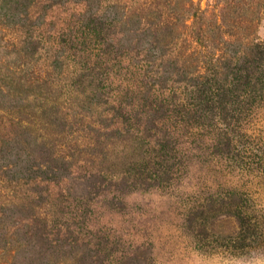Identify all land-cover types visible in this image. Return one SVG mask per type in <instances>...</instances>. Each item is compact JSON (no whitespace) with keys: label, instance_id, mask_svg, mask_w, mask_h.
I'll return each mask as SVG.
<instances>
[{"label":"rangeland","instance_id":"obj_1","mask_svg":"<svg viewBox=\"0 0 264 264\" xmlns=\"http://www.w3.org/2000/svg\"><path fill=\"white\" fill-rule=\"evenodd\" d=\"M263 36L264 0H0V264H264V163L186 150L169 171L161 112L143 114L149 87L222 80ZM251 128L264 140V110Z\"/></svg>","mask_w":264,"mask_h":264},{"label":"trees","instance_id":"obj_2","mask_svg":"<svg viewBox=\"0 0 264 264\" xmlns=\"http://www.w3.org/2000/svg\"><path fill=\"white\" fill-rule=\"evenodd\" d=\"M201 18L202 11L195 14L193 23L198 42L203 37ZM223 58L226 55H219L216 60ZM223 67L222 80L218 78L216 67L212 66L206 69V75L199 76V81L185 91L178 92L181 87L175 86L161 88L176 90L154 89L158 88L155 84L149 87L154 99L143 114L161 112L157 119L163 134L157 144L159 151L165 154L169 171L180 163L176 162L178 154L183 155L186 150L199 151L210 164L223 165L227 161V166L238 169L241 176L255 171L254 156L259 158V164L264 163V154H257L258 151L263 153L261 145L264 140L251 128L264 110V36L251 42L246 49L236 50L230 63ZM145 69L134 66L131 72L134 77H140ZM147 71L149 73L150 70ZM127 88L143 87L132 83ZM236 186L230 197L239 198L236 214L242 230H253V235L259 237L263 224L257 214L256 200L249 189Z\"/></svg>","mask_w":264,"mask_h":264}]
</instances>
